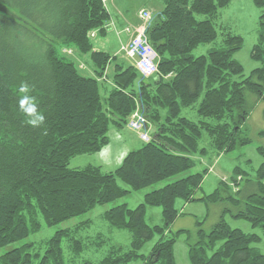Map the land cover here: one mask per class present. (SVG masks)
I'll use <instances>...</instances> for the list:
<instances>
[{"label": "trees", "instance_id": "obj_1", "mask_svg": "<svg viewBox=\"0 0 264 264\" xmlns=\"http://www.w3.org/2000/svg\"><path fill=\"white\" fill-rule=\"evenodd\" d=\"M231 1L161 0L144 30L157 72L144 77L121 54L93 48L90 32L103 35L109 20L103 0H0V264H65V251L74 259L88 245L100 247L106 243L101 236L90 241L79 235L88 220L35 243L27 239L42 224L58 225L187 172L194 157L207 152L200 147L204 134L217 152L250 142L241 123L251 110L246 92L255 103L264 99V0H251L260 14L250 57L259 65L247 76L233 57L239 35L225 31L220 48L191 54L216 40L219 10ZM64 49L87 55L91 73H83ZM184 109L193 110L197 121ZM135 110L154 127L147 142L110 171L98 164L69 167L74 157L106 147L110 126L125 127ZM257 150L264 155V147ZM205 173L153 188L133 208L122 203L107 209L103 218L110 228L127 231L130 244L109 243L97 263L84 264H176L174 244L185 231L170 230L176 199L228 202L236 210L225 207L209 231H197L196 241L187 244L189 264H264L254 245L264 239V162L256 179L234 166L228 181L197 198ZM147 206L161 207V224L145 221ZM225 211L260 227L262 236L231 227ZM153 237L149 252L140 254Z\"/></svg>", "mask_w": 264, "mask_h": 264}, {"label": "rangeland", "instance_id": "obj_2", "mask_svg": "<svg viewBox=\"0 0 264 264\" xmlns=\"http://www.w3.org/2000/svg\"><path fill=\"white\" fill-rule=\"evenodd\" d=\"M113 3L121 8L126 19L132 24L138 22L137 13L141 7L154 8V11H156L155 8L161 7V0H114ZM107 8L113 12L111 2L109 1H107ZM259 14L260 10L254 6L251 0H232L227 7L219 10V14L215 21L218 34L216 40L212 43L200 45L193 50L191 54L193 56H198L220 48L222 35L225 31L230 32V34L239 35L242 37V43L239 49L234 52L233 57L242 65L243 76H247L252 69L259 65L250 57L252 45L255 43L259 33ZM103 37L104 36L98 35L96 39L102 40L104 39ZM92 43L94 44V39H92ZM66 54L70 58H73L76 63H79V61H77L79 60L78 57L80 61L84 62L87 59L89 62L87 55H80L74 49L73 52ZM124 59L131 63V60L127 59L126 56ZM79 65L83 73H88L86 67L81 66V64ZM246 100L251 109L246 120L241 123V127L245 130L250 139V142L246 145L238 147L230 152L213 151L209 145L207 136L204 134L200 141V147H204L207 152L203 156H195L196 164L187 172L160 181L145 189L132 191L130 195L118 198L113 202L96 205L94 209L87 214L73 217L58 225L48 227L42 224L40 231L31 235L27 240L35 243L49 237L59 228L70 227L78 222L88 220L89 225L84 227L79 235L84 238L83 240L89 237L88 240L90 241H92V239H97L96 236H101L102 239H106V243L100 247L88 245L85 247L83 253L74 259H71L70 255L65 251L64 261L65 264H84L85 262L97 263L106 254L110 246L109 243L122 246L130 244L131 238L127 231L110 228L108 222L103 218V213L112 206L126 203L130 208H133L143 202V195L145 192L153 188L161 187L187 174L201 172L203 170H206V173L200 189L195 192L197 198L210 194L218 185L219 180L228 181L234 166H240L247 173L249 179H256V171L260 164L264 162V155L258 153L257 150V147H264V134L261 133V131H264V99L255 103L256 96L251 92H246ZM182 114L193 121H197L198 119L196 113L191 109H184ZM153 130L154 127H149L148 133L151 134ZM136 135L137 133L126 127L116 130L113 126H110L108 136L111 142L107 145V147L109 146L108 152L104 154L110 156V161L108 160V162L103 164L101 163L100 156H96V154L79 155L70 160L69 167L81 168L88 164H98L103 171L113 170L120 164L123 159L122 157L128 151L136 149L142 144L143 141ZM120 185L124 188H128L121 182ZM174 206L178 211V216L171 224L170 230L171 232H176L181 229L185 230L177 235L174 244L173 252L176 264H189L187 244L196 241L197 231L199 229L209 231L219 220V213L225 207L232 212L236 211L228 202L223 204L221 201L216 203H209L204 200L185 202L181 199H176ZM231 211L224 212V219L231 227L239 228L246 233H256L262 236L263 230L260 227H253L250 222L245 219L232 217ZM144 218L150 225L161 224V207L147 206ZM155 239L156 238L153 237L146 241L142 248L139 249V253L147 254ZM254 245L264 254V239ZM7 248L8 247L3 250ZM128 264H140V261L134 260Z\"/></svg>", "mask_w": 264, "mask_h": 264}, {"label": "built area", "instance_id": "obj_3", "mask_svg": "<svg viewBox=\"0 0 264 264\" xmlns=\"http://www.w3.org/2000/svg\"><path fill=\"white\" fill-rule=\"evenodd\" d=\"M139 18L143 21V25L136 30L131 40L121 47V50L126 57L132 60L139 73L144 77H148L157 72V55L147 42L144 34L145 27L151 16L148 11L142 9L139 11ZM90 35L93 36L94 32H91ZM128 126L138 133L141 140H149L146 119L137 110L130 115Z\"/></svg>", "mask_w": 264, "mask_h": 264}, {"label": "crops", "instance_id": "obj_4", "mask_svg": "<svg viewBox=\"0 0 264 264\" xmlns=\"http://www.w3.org/2000/svg\"><path fill=\"white\" fill-rule=\"evenodd\" d=\"M107 1L111 2V7L113 9V12H111L109 10V8H107ZM114 0H105V5H106V9L109 13V20L107 23L111 22V27L107 28L104 31V34L101 35L99 32H97L94 37H92V39H94V44H93V48L96 50H102L105 52H108L109 54H118L119 52V47L122 44L127 43L131 36L134 34V32L140 27L141 25V20L139 18V15L137 13V17H138V22L135 23H130L125 15L122 13L121 8H119L118 6H116L113 3ZM146 10L148 11L150 14H154L156 12H158L161 7H157L155 8L156 11H154V8H148V7H141L139 10ZM138 10V11H139ZM98 35L104 36L102 40H97L96 37ZM66 50H70L73 52V49H66ZM112 50V51H110ZM74 57H76L75 55H73ZM79 63L81 64V66H84L87 68L88 73H91L90 70V63L87 61H80V58L78 57ZM80 67V65H79ZM126 128H128L127 126H125ZM129 130H131L130 128H128ZM138 136V135H136ZM110 139H109V144H110ZM109 147V146H108ZM108 147L106 145V147L104 149H102L99 153L96 154V156H100L101 159V163H106L108 162V160L110 161V156L104 155L105 153L108 152ZM123 158V157H122ZM110 171V170H109Z\"/></svg>", "mask_w": 264, "mask_h": 264}]
</instances>
